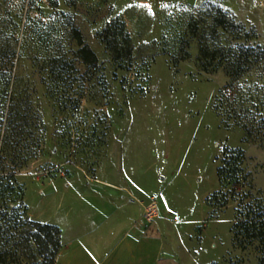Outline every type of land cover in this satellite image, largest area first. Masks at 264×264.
Wrapping results in <instances>:
<instances>
[{
    "label": "rangeland",
    "instance_id": "1",
    "mask_svg": "<svg viewBox=\"0 0 264 264\" xmlns=\"http://www.w3.org/2000/svg\"><path fill=\"white\" fill-rule=\"evenodd\" d=\"M216 9L235 27H216ZM112 22L130 61L104 46ZM73 27L97 66L79 58ZM4 47L17 56L7 91L18 111L0 155L15 187L0 194L6 264L41 262L18 239L22 211L63 228L64 244L117 235L141 216L161 243L157 264H258L257 243L240 247L232 225L244 196L264 198V140L245 141L238 125L264 124V59L233 79L222 59L204 71L201 52H264V0H0ZM224 148L243 150L245 180L221 188ZM218 190L226 205L208 200Z\"/></svg>",
    "mask_w": 264,
    "mask_h": 264
},
{
    "label": "trees",
    "instance_id": "2",
    "mask_svg": "<svg viewBox=\"0 0 264 264\" xmlns=\"http://www.w3.org/2000/svg\"><path fill=\"white\" fill-rule=\"evenodd\" d=\"M213 21L215 26L222 30H229L235 27L220 9H216ZM3 34L6 37L5 29ZM100 35L105 48L109 51L114 61L119 63L125 60L130 61L132 50L128 36L125 34L122 25L112 22L104 28ZM72 38L79 47L77 51L79 58L87 65L92 67L97 66L98 58L96 54L84 43L81 33L74 27L72 28ZM228 53L231 54L230 51ZM219 54L220 50L218 49L209 50L204 47L201 52V57L204 60L201 64L202 69L207 71L209 65L222 59L228 63V75L233 77V79H238L248 72L251 69V64L264 59V52L262 50L245 47H239L235 54L232 53L227 56H219ZM15 58L17 56L14 50H10L8 47L0 49V84L2 85V90L0 91V132L2 133L0 155L6 151L7 143L11 141V136L16 128V117L18 116L17 97L13 92L9 93L7 91L10 85ZM238 125L244 132L245 141L264 140L263 123L262 125H258V123L248 124L238 122ZM245 161L246 157L242 149H223L220 166L216 169V175L221 188H225L230 184L237 185L245 180L242 169ZM8 180L0 167V194L14 191L15 187L12 177L9 180L10 182ZM4 182L6 183L4 184ZM225 194L221 190H218L208 200L216 202L219 200V196H221L223 205H226L228 199ZM245 199H249V201L245 202ZM17 221L20 225L18 231L20 244L36 250L37 254L41 256L39 264H57L56 258L61 249L60 228L56 225L27 219L24 211L17 215ZM232 232L236 243L242 248L252 243H257V250L260 255L258 264H264V198L260 197L258 192L255 195L244 196L239 202L236 219L232 225ZM6 257V253L0 249V264H6Z\"/></svg>",
    "mask_w": 264,
    "mask_h": 264
},
{
    "label": "crops",
    "instance_id": "3",
    "mask_svg": "<svg viewBox=\"0 0 264 264\" xmlns=\"http://www.w3.org/2000/svg\"><path fill=\"white\" fill-rule=\"evenodd\" d=\"M124 199V198H122ZM141 216L127 229L117 235L112 229L102 232V239L96 235L74 237L67 244L62 238L57 264H157L161 248L159 239L142 231ZM107 245L105 238H110ZM107 247V248H106Z\"/></svg>",
    "mask_w": 264,
    "mask_h": 264
},
{
    "label": "built area",
    "instance_id": "4",
    "mask_svg": "<svg viewBox=\"0 0 264 264\" xmlns=\"http://www.w3.org/2000/svg\"><path fill=\"white\" fill-rule=\"evenodd\" d=\"M150 207H151V209H153V204H151ZM153 214H154V212L151 211V210L145 212V216L148 219V221L151 220V219H153V217H154Z\"/></svg>",
    "mask_w": 264,
    "mask_h": 264
}]
</instances>
